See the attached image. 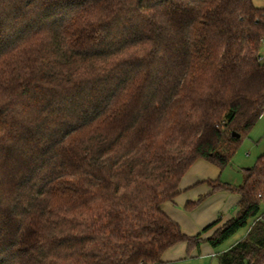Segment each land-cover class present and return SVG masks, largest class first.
<instances>
[{
	"label": "trees",
	"instance_id": "obj_1",
	"mask_svg": "<svg viewBox=\"0 0 264 264\" xmlns=\"http://www.w3.org/2000/svg\"><path fill=\"white\" fill-rule=\"evenodd\" d=\"M263 40L252 0H0V264H158L243 228L218 264H264V153L207 180L239 195L207 237L160 208L264 112Z\"/></svg>",
	"mask_w": 264,
	"mask_h": 264
},
{
	"label": "crops",
	"instance_id": "obj_2",
	"mask_svg": "<svg viewBox=\"0 0 264 264\" xmlns=\"http://www.w3.org/2000/svg\"><path fill=\"white\" fill-rule=\"evenodd\" d=\"M221 171L202 158L195 160L181 177L173 200L160 205L161 210L179 224L183 233L197 234L203 227L219 219L216 225L202 233L201 236L205 238L236 214L239 195L222 190L212 191L207 183V180L219 177ZM200 197L202 199L198 204L188 209L184 208L187 202H195ZM231 244L222 248V251ZM216 252L218 250H214L209 243L202 241L197 248L188 253L186 243L178 242L162 253L161 262L158 264H211L206 259L216 257Z\"/></svg>",
	"mask_w": 264,
	"mask_h": 264
},
{
	"label": "rangeland",
	"instance_id": "obj_3",
	"mask_svg": "<svg viewBox=\"0 0 264 264\" xmlns=\"http://www.w3.org/2000/svg\"><path fill=\"white\" fill-rule=\"evenodd\" d=\"M255 6L264 7V0H252ZM260 60L264 63V40L262 41L260 51ZM264 153V112L256 120L253 126L244 131L237 143V147L231 156L229 163L222 169L219 178L222 181H227L232 184H239L244 178V169L251 167L258 156ZM264 212V205L261 206ZM246 232V228L240 229L234 236L227 240L223 245L218 248V251H222V248L234 243L240 239ZM211 264H218L216 257H208L206 259ZM193 262V261H191ZM186 264V263H177ZM188 264V263H187ZM194 264V263H189Z\"/></svg>",
	"mask_w": 264,
	"mask_h": 264
},
{
	"label": "water",
	"instance_id": "obj_4",
	"mask_svg": "<svg viewBox=\"0 0 264 264\" xmlns=\"http://www.w3.org/2000/svg\"><path fill=\"white\" fill-rule=\"evenodd\" d=\"M232 135H233V136H239V134L236 133V132H232Z\"/></svg>",
	"mask_w": 264,
	"mask_h": 264
}]
</instances>
